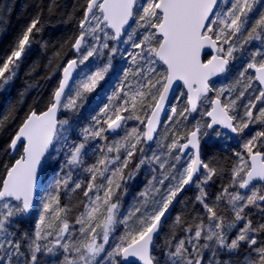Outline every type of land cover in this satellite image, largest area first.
Returning <instances> with one entry per match:
<instances>
[{
  "label": "snow or ice",
  "instance_id": "1",
  "mask_svg": "<svg viewBox=\"0 0 264 264\" xmlns=\"http://www.w3.org/2000/svg\"><path fill=\"white\" fill-rule=\"evenodd\" d=\"M259 2L87 0L78 23L79 34L71 45L79 55L68 59L59 69L61 76L47 108L39 113L31 111L4 149L5 159L0 162L3 169L0 178V264H41V254L60 257L53 259L51 264H235L231 257L240 252L241 244H245L250 251L245 252L239 264H264V240L258 242V237L264 234V188L254 183L264 185V151L261 150L264 149V130L257 131L243 144L244 152L234 153L237 162L231 169V181L216 196V201L226 200L231 217L218 212V206L208 202L204 185L212 181L218 172L200 155L201 137L209 136L208 130H213L217 137L221 135L214 130V126L240 134L251 124L264 125V106L258 109V115L254 116L253 112L257 102L264 104V49L257 47L247 53L250 61L240 72L236 84L243 82L248 69H254L255 75L248 77L243 90L234 99L229 96L227 103L222 102L224 93L234 89L214 88L210 84L213 77L228 70L230 61L236 59L235 53L245 54V46L254 41L264 44V12H260L258 17L250 16L254 5ZM39 24L40 16L37 15L0 67V88L14 75V72H9L10 65L16 64L25 53L26 46L33 42L34 31L41 30ZM110 41L115 43L110 44ZM121 43L129 44L131 49L138 51L125 49L121 58L130 60V66L117 72L113 58L121 53ZM205 47L215 49L217 55L203 61L201 53ZM101 56H106L107 63L101 68L90 69L87 63L90 58ZM158 63L164 71H158ZM81 65L85 67L81 68ZM77 69L80 71L77 72ZM110 71L119 84L110 96L106 95L107 82L101 88V93L105 95L98 110L104 116L106 128L97 127L101 119L93 115V123L82 127L79 137L73 138L75 129L72 119H57V113L75 116L84 106L86 95L96 91ZM6 72L9 73L7 78ZM73 73H76L75 77ZM129 77H132L134 85ZM254 81L258 82L259 88L253 98L243 105V117L238 118L232 114L237 101L253 87ZM176 82H181L187 89V106L179 111L177 124L196 112L198 104L208 99V93L215 91L216 97L211 101V110L202 113L211 118L210 122L201 125L197 121L187 137L173 134L167 148L174 162L169 163L161 160L156 152L148 156L144 146L154 140L161 125V114ZM114 100H120V105H113L111 102ZM138 103L141 110L145 107L150 109L145 113L147 120L136 115ZM93 112H96L95 108ZM171 112L176 114L177 109L172 107ZM130 119L145 124V129L141 131L134 127L121 140L103 147L90 145V141L98 138L107 140L104 132H115ZM168 119L171 121L172 117ZM166 138L162 136L160 139ZM180 139L186 142L180 143ZM257 141L260 142L259 147ZM173 150H178L179 154L172 156ZM90 151H99L100 156L95 163L86 165ZM137 152L141 154L140 158L129 169ZM60 153L65 157L60 171L68 168L69 172L55 180L53 191L39 193L41 211L35 229L31 235L25 231L17 237L18 219L36 211L34 204L38 198L39 174L43 171L44 162L48 157L55 159ZM185 155L188 159L181 163ZM145 164L158 165L161 170L167 166L169 171L160 178L153 175L149 186L139 193L143 199L121 214L120 197L127 191L126 184ZM81 167L88 174L87 180L72 181L71 169ZM165 181L169 183L166 185ZM193 185L199 190L195 199L206 210L208 223L200 219L198 223L188 224L183 230L190 235L175 244L172 243L174 233L161 242V230L167 223L170 207L186 186ZM230 188L235 190L229 191ZM61 189L69 193L83 190L86 202L75 219V223L81 226L79 233L82 239L72 238L75 234L70 232L67 219L71 208L67 204L61 206ZM240 189L247 192L241 193ZM249 208L256 209L260 214L261 220L255 225L245 212ZM53 218L59 222L57 239L49 241L53 235V224L46 221ZM174 223L183 226L185 222L176 216ZM120 226L124 229L122 234L115 236V243H110ZM233 231L236 234L229 240ZM66 236V242L62 243ZM205 251L209 253L207 259ZM221 255L227 258L221 260Z\"/></svg>",
  "mask_w": 264,
  "mask_h": 264
},
{
  "label": "trees",
  "instance_id": "2",
  "mask_svg": "<svg viewBox=\"0 0 264 264\" xmlns=\"http://www.w3.org/2000/svg\"><path fill=\"white\" fill-rule=\"evenodd\" d=\"M86 3L87 0H0V67H2L11 52L15 50L18 40L22 36L24 30L30 21L36 18L37 15L40 16V24L38 27L41 29L39 32L34 31L33 37L31 38L33 42H31L30 46H26L25 53L22 54L20 60L17 61L16 64L10 65L9 72H14V75L3 88H0V121H2V126H0V162L5 159L4 149L7 147L8 142L23 123L27 115L33 110L39 113L47 108L51 99V94L57 87L61 76L59 69L64 66L68 59L77 58L79 55L75 54L71 45L79 34L80 29L78 23L82 18L83 6L86 5ZM260 12H264V0H260L259 3L254 5L253 12L250 16L258 17ZM142 31L143 30H141V32ZM137 38L139 37L137 36ZM237 39L241 38L238 37ZM110 44H112V42ZM257 47L264 49V44H261L259 41H254L245 46V54L242 55L241 53H235L234 55L236 56V59L232 60L230 70L225 75L211 83L213 86L215 82L223 78L226 80L225 88L234 89L233 91L224 93L221 97L222 102H226V98L229 96L234 99L239 91L243 90V85L248 82V77H252V69H248L243 78V82L240 85L236 84V81L240 79L242 65L244 66L245 62L250 60V56L247 53L253 51ZM106 63L107 58L105 57L100 60V62L98 60L90 62L89 67L95 69L97 66L98 69L103 67ZM113 65L117 69V72H119L121 69L130 66V60L126 61L125 59L114 57ZM158 68V71H164V68L160 64H158ZM8 75L9 73L6 72L5 78H7ZM109 75L112 76V73L108 74V78L111 77H109ZM129 81L134 85L135 82L132 80V77H129ZM106 82L108 84L107 93H110V90L112 92L115 89V86L119 84V80L116 76L111 84H109L108 81H103L96 91L86 95L84 106L79 109V112L75 116H72L71 113H61L60 119L71 118L73 121V128L75 129L72 133L73 138L79 137V131L82 127L93 123L91 120L93 115H97L101 119V124L97 125V127L103 126L106 128V125L103 124L104 116L100 114L98 110L99 107L102 106L100 100L104 99L103 93H101V88L105 86ZM258 88V83L254 81L253 87L245 93V96L242 99L237 101L236 116L238 118L243 117L245 111L243 105L246 104L249 99L253 98ZM126 91H128V89H126ZM180 91L183 93L181 89ZM98 93H100L99 96ZM215 97V91L210 92L208 95L209 99ZM181 98L182 99L179 102H176L175 106H173L172 103L171 108L175 107L177 113L173 114L170 108L166 124L162 126L156 141L151 146L145 144L147 147L151 148L149 156L156 151V154L160 155L161 160H167L169 163H173L172 157L168 155L169 149L167 148V145L173 138V134H178L180 137H187L188 133L193 130L194 125L198 121L196 119H201V125L209 122L205 115H199L201 110V113H206V111L209 110L207 106H201L199 112L191 118L188 117L187 120H182L178 124L175 123L177 119H180L178 115L179 111L187 106L183 95ZM104 102L107 103L108 101L104 100ZM111 103L115 106H119L121 101L114 100ZM262 106H264V104L257 102L256 109L253 110L254 116L258 115V109ZM94 108L96 109V112H93ZM149 111L150 109L147 107L141 110L140 104H137V113L142 120L147 119L145 113ZM122 114L125 115V113ZM168 117H172V120L169 121ZM123 128L118 135L112 137L108 136L107 132H104L103 135L107 137V140L98 138L89 143L90 145H96L97 148H99L106 144H110L113 141H118L127 132L126 127ZM132 128L134 127L128 125V129L131 130ZM247 129L249 130L247 131L248 133H240L236 136H228L221 130L214 129L215 131L221 132L219 137L215 135L213 130H208L209 136L201 137L202 160L208 163L210 167L216 168L218 172V174L213 177L212 181H209L207 185H204L205 190L208 192V202L217 205V211L227 217H231L232 213L226 207V200L216 201V196L219 195L222 188L226 187L231 181V169L237 162V157L234 153L244 152L243 144L257 131L264 130V125L254 123L249 125ZM203 130L204 129L202 128V131ZM162 136H167V138L161 140L160 138ZM185 141V139L179 140L180 143H184ZM259 143L260 142L257 141V147H259ZM261 150L264 151V149ZM89 154L91 155L85 160L86 165L95 163L100 156L99 151H90ZM138 154L139 152L136 154L137 157L135 156L133 158V162L129 164V169H131L140 158ZM177 154H179L178 150L172 151V156ZM62 158H65L63 154ZM46 160L48 161L46 162L47 164L45 163L46 165H44V171L45 169H54V171H50L51 175L46 174V179H48L49 177L51 178L52 176H55L60 169L56 170V168H51L52 164L56 162L59 163L56 158L53 159L52 157H48ZM145 165L147 167L149 166L148 164ZM145 165L141 166L139 172L135 175V178L129 180L126 184L127 191L120 197L121 214H125L131 207L138 204L143 199L139 196V193L149 186V183L146 182L144 171ZM150 166H154L157 170V165L153 164ZM82 167L72 168V181L87 180L88 174L82 170ZM165 169L168 170V167L166 166ZM2 176L3 169L0 168V178H2ZM46 179H44V181ZM165 184L167 185L168 181H165ZM71 186L72 184L70 182L69 187ZM156 186L159 187L158 184ZM258 187L264 188V186ZM234 190L235 189H229V191ZM82 191V189L77 190L74 193H69L64 189H61L60 191L61 206L67 204L71 208V211L67 214L69 225L73 226L75 223L73 215H79L83 211L84 204H81V201L86 200V198L83 197ZM198 194L199 190L194 186L191 190L185 192L181 196L169 216L167 223L162 228L163 235L160 237L161 242L167 238L170 233H174L175 239L172 243L175 244L178 240L190 235L183 230L188 224L198 223L200 219H203L205 224L208 223L206 210L203 209L201 204L195 199ZM40 211L41 209L35 216H31V218L23 217L18 219L19 230L17 231V237H19L21 232L26 231L30 235L33 233ZM73 212L75 214H73ZM245 212L251 217L254 225L257 222H260L261 217L256 209L249 208L246 209ZM176 216H180L182 222H185L183 223V226L175 225L174 222ZM46 222L53 224V235L49 237V241H55L57 239L56 229L59 227L58 221L53 218L48 219ZM123 230V226L117 228V231L114 234V239L112 238L111 243H115V236L122 234ZM235 234V231L230 233L229 240H231ZM262 240H264V234H261V236L258 237V242ZM41 243H48V241H42ZM188 247L191 249V245H188ZM246 251H250V249H247L245 244H241L240 252L231 257V259L235 261V264H239V261L243 258ZM41 255L43 256V254ZM208 255L209 253L205 251V259L208 258ZM44 256L52 261L53 259L60 258H53L47 255ZM225 258H227L225 255L220 256L221 260Z\"/></svg>",
  "mask_w": 264,
  "mask_h": 264
},
{
  "label": "rangeland",
  "instance_id": "3",
  "mask_svg": "<svg viewBox=\"0 0 264 264\" xmlns=\"http://www.w3.org/2000/svg\"><path fill=\"white\" fill-rule=\"evenodd\" d=\"M229 2H230V0H229ZM109 43H111V41L109 42ZM112 43H114V42H112ZM119 47H120V49H121V53H118L117 54V56H116V58L118 57V59L119 58H121V54L124 52V50L126 49V50H128V51H134V49H131L130 48V46H129V44H123V43H121L120 45H119ZM224 47L226 48L227 47V45H224ZM138 51V50H137ZM221 55H222V53H221ZM106 56H101V57H94V58H90V60H89V62H87L88 63V66H89V63L90 62H94V60H98L99 62H100V60H102V59H104ZM259 59V58H258ZM250 60H248V61H246L245 62V64H244V66L246 65V63L247 62H249ZM231 63H232V61H231ZM159 64V63H158ZM158 64H157V69H159L158 68ZM244 66L242 65V69H241V71H243V69H244ZM82 68H84L85 66L84 65H82L81 66ZM90 68V67H89ZM90 69H93V68H90ZM95 69H97V66H96V68ZM95 69H93V70H95ZM252 72H253V69H252ZM112 72L110 71L109 72V74H111ZM111 75H109V77H110ZM251 76H254V72H253V74H251ZM114 78H115V75H113V73H112V76L110 77V78H108V75L105 77V81H108V83L109 84H111L113 81H114ZM131 78V77H130ZM103 81H101V83H102ZM100 86H101V84H100ZM99 87V86H98ZM97 87V88H98ZM213 87L214 88H225L226 87V80H224L223 78H221V79H219L217 82H215L214 84H213ZM182 90V92L184 93V95H183V97H184V100H185V102H187L186 101V94H185V91L183 90V89H181ZM110 93H111V90H110ZM110 93H106V95H110ZM180 93H181V91L178 89V91H177V93H176V96H175V98H174V102H173V106H175V104H176V102H179L182 98V95H180ZM226 93V92H225ZM104 93H103V98H104ZM226 96H227V94H226ZM228 98V97H227ZM227 98H226V102L225 103H227ZM213 100V98L212 99H207V100H204V101H202L201 102V106H207L208 107V109H210L211 108V101ZM202 111V110H201ZM201 111H200V113H201ZM207 112V111H206ZM236 108L234 109V111H233V113L232 114H235L236 115ZM61 113H63V112H61ZM199 113V115H202V113L200 114ZM172 114V113H171ZM122 115H124V114H122ZM125 115L126 116H128L129 115V113H125ZM124 115V116H125ZM136 115H138V113H137V111H136ZM193 115H195V114H190L188 117L189 118H191ZM205 117H206V115H205ZM148 118V117H147ZM200 118H202V117H200ZM147 120V119H146ZM196 120H198L199 121V123H200V120H199V118L198 119H196ZM164 124H166V121H165V123ZM128 125H130V127H135V128H138V129H140L141 131H143L144 129H145V124H141L140 123V121H138V120H136V119H130V120H127L126 122H125V125H124V128L126 127V131H129L130 129H128ZM123 128V129H124ZM131 131V130H130ZM247 131H249L248 129H244V131L242 132V133H245V132H247ZM123 133V132H122ZM121 133V134H122ZM248 133V132H247ZM120 134V135H121ZM126 134V133H125ZM124 134V135H125ZM124 135H123V137H124ZM123 137H121L120 138V140L123 138ZM148 146V145H147ZM146 145H145V152H146V154L149 156L150 155V147H147ZM156 150V149H155ZM156 152V151H155ZM91 154H89V156H90ZM139 155V157H140V153L138 154ZM88 156V157H89ZM137 157V156H136ZM56 159L59 161V163H54V164H52V166H51V168H56V170H58V169H60V167L63 165V162H64V160H65V158H62V153H60V154H57L56 155ZM187 159H188V156L186 155V156H183L182 157V161H181V163H183V162H185V161H187ZM48 160H46V162H47ZM45 162V163H46ZM174 162V161H173ZM44 163V165H46ZM178 168H179V165L177 166ZM154 168V166H146L145 165V176H146V182L147 183H149V181H151L152 180V177H153V175H156L158 178H160L163 174H166L168 171H169V169L168 170H166V169H163V170H161V169H159V166L157 165V170L155 171V172H153L152 171V169ZM44 171V170H43ZM50 171H54V169H51V170H46L45 169V171H44V179H46V174H50ZM67 172H69V169L68 168H64L63 169V171H59L55 176H52L51 178L49 177L48 179H46L45 181H44V187H43V190H42V192H44L45 190H47V191H53L54 190V186H55V180L56 179H58V178H62L63 176H64V174L65 173H67ZM72 174H73V170L71 169V177H72ZM51 175V174H50ZM147 179H148V181H147ZM168 183H169V181H168ZM86 202V200H82L81 201V204H84ZM41 209V202H40V198L38 199V204H37V207H36V211L33 213V215L32 216H35L37 213H38V211ZM83 209H84V207H83ZM73 214H75L74 212H73ZM78 215H73V218H74V221H75V219H76V217H77ZM26 218V217H25ZM31 218V217H30ZM58 226H59V222H58ZM81 226L80 225H78V224H76V223H74V225L72 226V225H70V232H72V233H74L75 235L72 237L73 239H82L83 237L81 236V234L79 233V228H80ZM67 236L65 237V240L64 241H61L62 243L63 242H66V240H67ZM113 239H114V235H113V237H112ZM112 238L110 239V243L112 242ZM40 261H41V264H51V262H52V260H50V259H48V258H46L44 255L42 256V255H40Z\"/></svg>",
  "mask_w": 264,
  "mask_h": 264
},
{
  "label": "water",
  "instance_id": "4",
  "mask_svg": "<svg viewBox=\"0 0 264 264\" xmlns=\"http://www.w3.org/2000/svg\"><path fill=\"white\" fill-rule=\"evenodd\" d=\"M75 54L78 55V53H75ZM213 55H217L216 50H215V49H212V48H209V47H205V48L203 49L202 53H201V59H202L203 61H207V60L210 59L211 56H213ZM231 64H232V63H231V61H230L229 65H228V70H227L225 73H223V74H220V75H218V76L213 77V78L210 80V84H211L212 82H214L216 79H218L219 77L225 75V74L230 70V68H231ZM77 72H79V69H77ZM253 72H254V75H255V70H254V69H253ZM73 76L75 77V76H76V73H73ZM257 83H258V82H257ZM180 88H182V89L185 91V93H187V89H186V87H184V86L182 85L181 82H176V83H174V85H173V91L170 92L169 97H168V101H167V103L165 104L164 112L161 114V125L157 128V132H156V134H155V138H154V140H153V141H148V142L146 143V145L151 146V145L156 141L157 136H158V134H159V132H160V130H161V128H162V126H163L165 120H166L167 114H168L169 109H170V107H171V105H172V102H173V100H174V98H175V95H176L178 89H180ZM208 95H209V93H208ZM214 99H215V98H214ZM214 99H213V100H214ZM211 107H212V105H211ZM199 109H200V103H199L198 106H197V111H196V112H193V113H191V114H196V113L199 111ZM210 110H211V108H210ZM210 110H209V111H210ZM60 118H61V112L57 113V119H60ZM207 118L209 119V121L211 120L210 117L207 116ZM125 122H126V121H125ZM125 122H123V127H124V125H125ZM123 127H122V128H123ZM145 127H146V125H145ZM122 128L116 130L115 132H114V131H111V130H108V131H106V132H107V135H108V136H111V137H112V136H116V135H118V134L121 132ZM215 128H220V129L222 130V132L225 133V134L228 135V136H235V135H236V133H232L229 129L223 128L222 126L217 125V126H214V129H215ZM200 155H201V159H202V148H201V151H200ZM43 170H44V167H43ZM254 183H256L257 186H258V185L264 186V185L260 184L259 182H254ZM43 187H44V171H42V172L39 174V192H38V198L36 199L35 204H34L35 209H36L37 204H38L39 193L42 192ZM193 187H194V185L191 186V187L186 186L185 191L182 192V193L177 197V201H174L173 206H171L170 209H169V213L167 214V215H168V218H169V216L171 215L173 209L175 208V205L177 204V202L179 201V199L181 198V196H182L185 192L191 190ZM240 191H241V193H246V192H247V190H244V189H240ZM32 214H33V213H32ZM32 214L28 215L26 218H30V217L32 216ZM162 223H163V221H162Z\"/></svg>",
  "mask_w": 264,
  "mask_h": 264
},
{
  "label": "flooded vegetation",
  "instance_id": "5",
  "mask_svg": "<svg viewBox=\"0 0 264 264\" xmlns=\"http://www.w3.org/2000/svg\"><path fill=\"white\" fill-rule=\"evenodd\" d=\"M200 108H201V107H200ZM209 110H210V109H209ZM209 110H208V111H209ZM206 118H207V116H206ZM207 119H208V118H207ZM208 120H209V119H208ZM209 122H210V121H209ZM215 129H219V130H221L220 128H215ZM201 145H202V144H201ZM201 147H202V146H201Z\"/></svg>",
  "mask_w": 264,
  "mask_h": 264
},
{
  "label": "bare ground",
  "instance_id": "6",
  "mask_svg": "<svg viewBox=\"0 0 264 264\" xmlns=\"http://www.w3.org/2000/svg\"><path fill=\"white\" fill-rule=\"evenodd\" d=\"M162 231V230H161Z\"/></svg>",
  "mask_w": 264,
  "mask_h": 264
}]
</instances>
